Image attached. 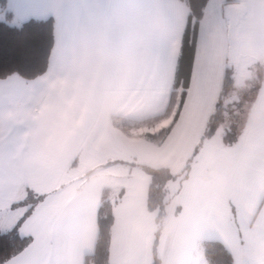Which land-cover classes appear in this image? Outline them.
<instances>
[{
    "label": "crops",
    "instance_id": "crops-1",
    "mask_svg": "<svg viewBox=\"0 0 264 264\" xmlns=\"http://www.w3.org/2000/svg\"><path fill=\"white\" fill-rule=\"evenodd\" d=\"M160 3L161 0H8V9L13 12V23L49 18L56 21L55 43L48 70L32 80L18 75L0 79V119L7 118L9 111L20 108L26 120L24 136L38 169L36 179L58 194L51 209L52 214L57 221L77 215L81 217L76 231L64 247L68 264H84L85 256L94 251L102 191L106 185L112 188L110 179L97 173L82 189H76L73 178L68 180L67 176L79 168L80 159H92L101 150L121 152L126 148L134 151L138 146L153 152L154 144H158L164 155L174 152L172 155L178 156L176 153L180 150L184 154L185 151L191 153L204 134L219 96L229 92L228 101H238L233 100V95L238 94L240 85L230 88L225 82V70L230 64L232 52L228 36L229 21L226 11L221 16L220 11L228 3L226 0H208L198 30L190 87L179 120L171 133L163 141L154 142L145 136L128 134L121 128V119L144 121L165 113L168 106H163L161 110L158 107L156 112L148 116L131 118L130 115L136 110L133 108L129 113L124 103H119L148 97L169 100L174 90L173 79L180 53L179 37L173 43L170 63L163 74L150 69L148 64H154L167 47V42H162L158 36L161 20L157 5ZM163 3L175 8L177 16L180 14L182 17L188 11L187 5L180 0H163ZM250 3L251 0H237V4L243 8L241 23L244 17H249V33L245 38L246 31L243 30V41L240 39V45L233 54L235 60H239V52L242 59L247 56L248 60L239 67L244 70L264 59V17L250 14ZM101 19L109 20V27H101ZM184 30L180 29L181 34ZM168 35L170 40L174 32L170 31ZM245 43L248 52L243 51L242 54ZM126 52H131L136 61L135 71L130 78H125L121 59ZM234 72V85L242 78L243 86L248 78L242 74L236 79L238 72L235 69ZM120 80L125 81L127 91L117 102L112 103L110 98L115 91L114 85ZM154 81L162 83L156 87ZM261 92H264V88ZM259 98L264 101V96ZM189 103L193 106H189ZM253 106L247 117L240 113L237 139L232 144L238 142L241 133L264 114L257 104ZM171 120L172 117L162 119L150 127L153 131L147 132H157L169 125ZM223 124L227 128L229 119ZM176 143L179 145L175 146ZM181 145L184 149H181ZM76 159L78 161L74 165ZM115 160L126 161L120 158ZM127 162L135 164L130 166L129 176L114 180L119 183L112 188L115 219L110 264H152L157 226L155 213L150 212L147 205L150 176L140 165H160H151L140 159ZM118 163L103 166L108 169ZM190 181L191 175H188L180 182L177 193L180 207L184 204ZM253 216L255 219L249 228L248 219ZM173 219L171 229H174V233L166 256H160L161 264H184V250L189 243L185 231L186 219L181 210ZM244 229L251 239L258 236L261 250V246L264 247V206H248ZM166 235L163 227L161 241ZM240 239L233 228L223 238L214 232L204 234L200 245L206 240H219L232 253L235 264H249L251 248L241 246ZM253 250L256 254L259 249Z\"/></svg>",
    "mask_w": 264,
    "mask_h": 264
},
{
    "label": "snow or ice",
    "instance_id": "snow-or-ice-1",
    "mask_svg": "<svg viewBox=\"0 0 264 264\" xmlns=\"http://www.w3.org/2000/svg\"><path fill=\"white\" fill-rule=\"evenodd\" d=\"M227 6L221 8L220 16ZM185 7L188 11L181 17L163 0L157 5L161 20L158 36L162 42H167V47L154 64L148 62L150 69L161 74L167 70L177 37L184 54L186 34H181L180 29L187 28L188 22L194 20L195 0ZM249 10L252 15L264 17V0H251ZM170 31L174 35L169 40ZM196 36L194 30L189 68L194 64ZM228 71L225 70V79ZM161 83L154 81V86L159 87ZM175 83L174 78L173 85ZM181 95L183 97L184 92ZM260 96H264V92H260L253 102L264 113V101ZM235 130L233 125L220 133L213 125L192 150L187 165L191 181L181 207L189 238L184 250V264H215L210 251L199 252L201 238L208 232L223 238L235 228L236 236L241 237V246L245 245L247 241L242 238L240 229L248 216V206H264V114L241 133L238 142L232 144ZM25 131L26 120L20 108L9 111L7 118L0 119V237H11L15 232L19 238H32V243L19 256L5 255L0 249V264H68L64 247L81 217L57 221L52 214L58 194L36 179L38 169ZM254 219V216L248 219L249 228Z\"/></svg>",
    "mask_w": 264,
    "mask_h": 264
},
{
    "label": "trees",
    "instance_id": "trees-1",
    "mask_svg": "<svg viewBox=\"0 0 264 264\" xmlns=\"http://www.w3.org/2000/svg\"><path fill=\"white\" fill-rule=\"evenodd\" d=\"M187 6H191L193 0H180ZM237 2V0H226V3ZM208 0H195V11L192 14L194 20L188 22L184 33L186 34L184 54L180 47V53L175 71L176 83L173 85V91L169 106L165 113L142 121L137 125H128L120 123L121 128L131 134L130 130L142 126L143 124L154 126L162 119L172 117L169 125L163 127L157 132H146L143 136L154 142L163 141L173 130L179 120L182 108L186 101L187 90L190 87L192 69L188 67L191 57V43L193 31L197 33L193 54L195 57L198 30L200 22L204 16V11ZM0 13L3 14V19H0V79L11 75H18L24 79L32 80L43 75L47 70L50 62V57L54 48L56 35V21L54 18L49 19H30L19 23H13V12L8 9V0H0ZM227 76L225 79L228 87L234 88L235 77L233 70L227 68ZM183 85V87H181ZM186 90V91H185ZM184 92L182 97L181 93ZM229 92H223L216 103V108L211 114L203 136L207 133L209 127L215 126L218 130L223 123L229 119V125L235 126L231 143L237 139V127L243 102L228 101ZM139 125V126H138ZM202 136V137H203ZM202 139V138H201ZM201 142V140H200ZM199 142V143H200ZM198 143V144H199ZM74 161V165L77 163ZM113 162L127 163L130 166L135 164L115 160ZM140 167L150 176V184L148 188V210L155 213V222L157 225L154 242V259L152 264H161V258L158 254V238L163 230L164 220L167 216V206L171 201L167 184L187 177V174H173L166 167H154L142 164ZM93 171V170H92ZM89 171L88 175L93 173ZM184 173V172H183ZM123 190L120 193L122 196ZM112 188L106 185L102 191L100 204L97 214V238L95 249L87 254L84 258V264H110V247L111 235L114 224V204L111 200ZM32 238L30 236L19 238L13 232L11 237H0V249L5 255L17 256L26 249ZM203 249H207L213 254L215 264H235L232 253L226 245L219 240H206L202 242Z\"/></svg>",
    "mask_w": 264,
    "mask_h": 264
},
{
    "label": "rangeland",
    "instance_id": "rangeland-1",
    "mask_svg": "<svg viewBox=\"0 0 264 264\" xmlns=\"http://www.w3.org/2000/svg\"><path fill=\"white\" fill-rule=\"evenodd\" d=\"M248 18L249 17H246V18L244 17L241 23V28H240L241 29V33H240L241 42L243 41L244 32L246 31L245 38H246V35L249 33L248 32L249 31V19ZM0 19H3V14L0 15ZM244 29L245 31H243ZM243 49L244 50H242V54L244 53L243 51L248 52L246 43ZM234 53L235 52L232 51V57L230 59L229 66L232 68V70L235 69L236 73L238 72L236 79L241 77L242 74H245V76L248 78V81L243 86H241L243 83V79L240 78L238 82L234 85V87L240 85L239 88L241 89L237 91L238 94L235 93L233 95V100L238 99L243 102V106L241 107L240 113L244 117H247L254 107L253 101L258 97L259 93L264 88V59H261L259 64L254 65L247 70H244L243 67H241L240 69L239 67L241 63H242L241 66H243V64L248 60L247 56L243 57L242 59V55L239 52L237 56V58H239V60L241 61L239 62L238 59L235 60L233 58ZM233 75H236L235 72H233ZM170 98H171V95H170ZM169 102H170V99L168 100L164 97H155V98L148 97L147 99L145 98V99H139V100H134V101H130V100L122 101L119 104L124 103V106L128 108L127 110L129 111V113L134 108L136 112L131 114L130 117L140 118V117L148 116L151 113L156 112L158 107L161 110L163 106H169ZM189 106H193V104L189 103ZM141 122L142 121L129 122L126 119H121L122 124L124 123L128 125L129 124L137 125V123L140 124ZM225 128H226L225 124L221 125L219 132H224ZM97 129L100 131L99 127ZM147 131H153V130H150V126L146 124H143L140 127L133 128L130 130L132 135H137V136L139 135L143 136ZM174 142H177V141H174ZM176 145H179V144L176 143L175 146ZM180 147L181 149H184L182 145ZM125 149L126 148H124L123 151L121 152H115L114 150H106V151L101 150V151H98L96 157L92 159H88V158L80 159L79 168L73 170L72 173L67 176L69 178L68 180L73 178L75 188L80 190L83 188V185L86 182H88V180L94 177L97 173H100L101 175H104L110 179L112 188H114V186H116V184L119 183V182H115L114 180L119 179L120 177L126 178L127 176H129L130 165H128L127 163L120 162L121 164L118 163V165L116 166L109 167V168L107 167L108 169H104L105 167L103 165L114 161V159H119V158L122 160H126V162L127 160L133 161L134 159H140L141 161L150 163L151 165H160V166H155V167H166L173 174L182 173V174L191 175L190 169L187 167V165L189 164L192 152L188 153L185 151V154H184V151L180 150L179 152L176 153L178 156L172 155L174 152H172L170 155H167L168 153L164 155V153L161 152L163 150L159 149L158 144H154L153 152H151L149 149L145 148L144 146H138L134 151H128ZM174 150H176V148H174ZM114 156L119 157V158H114ZM132 156L134 157L137 156V158H134V157L131 158ZM89 171H92L93 173L88 175ZM73 175H75V177ZM180 182H181V179H176V181H172L167 184V188L169 189V195L171 197V201L167 206V216L163 224V226L166 229L167 235L163 241H161L162 240L161 235L158 238V242L160 243V244L158 243L159 245L158 248H159V252H161L159 253V256H162V257L166 256L167 249L170 244L171 236L174 233V229H171L173 222H174L173 217L174 216L176 217L181 210V207H180L181 202L179 199L180 196L177 195ZM240 231L243 233L242 238L247 241V243L244 246L251 248L249 259H248L249 264H256V261H257V264H264V247L262 248L261 246V250H260L259 242H257L258 236L256 235L255 238L253 237V239H251L248 236L246 229H244V226L240 229ZM252 248H255V249L258 248L261 252L258 250L255 254V251L254 250L252 251ZM199 252H201V254L204 252L202 245L199 246ZM246 260L247 258L245 257L244 261Z\"/></svg>",
    "mask_w": 264,
    "mask_h": 264
},
{
    "label": "water",
    "instance_id": "water-1",
    "mask_svg": "<svg viewBox=\"0 0 264 264\" xmlns=\"http://www.w3.org/2000/svg\"><path fill=\"white\" fill-rule=\"evenodd\" d=\"M243 8L237 2L228 3L226 10V17L229 21V42L231 52L238 49L240 45V28H241V17H242ZM228 68L232 69L230 66ZM234 72V70H233Z\"/></svg>",
    "mask_w": 264,
    "mask_h": 264
},
{
    "label": "clouds",
    "instance_id": "clouds-1",
    "mask_svg": "<svg viewBox=\"0 0 264 264\" xmlns=\"http://www.w3.org/2000/svg\"><path fill=\"white\" fill-rule=\"evenodd\" d=\"M100 26L103 28L109 27V20L101 19ZM122 63L125 69V78H130L135 71L136 61L135 57L131 52H126L121 57ZM114 94L111 96L110 100L112 103L117 102L127 91V86L124 80L117 81L114 85Z\"/></svg>",
    "mask_w": 264,
    "mask_h": 264
}]
</instances>
